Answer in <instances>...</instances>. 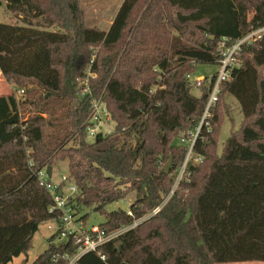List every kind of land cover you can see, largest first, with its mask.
<instances>
[{
	"label": "trees",
	"instance_id": "obj_1",
	"mask_svg": "<svg viewBox=\"0 0 264 264\" xmlns=\"http://www.w3.org/2000/svg\"><path fill=\"white\" fill-rule=\"evenodd\" d=\"M4 1L16 22H0V72L24 94L0 95V264L28 252L40 225L58 219L38 172L66 159L76 213H103L107 231L137 222L77 264L264 261V43L242 47L243 63L195 141L202 160L172 193L188 151L181 137L200 126L217 74L200 96L189 76L198 63L219 64L223 38L264 26V0H126L107 33L86 26L81 0ZM224 91L243 120L219 154ZM97 98L115 129L89 142ZM171 153L180 164L167 172ZM131 191L130 211L106 210ZM55 238L32 264H69L78 245Z\"/></svg>",
	"mask_w": 264,
	"mask_h": 264
},
{
	"label": "built area",
	"instance_id": "obj_2",
	"mask_svg": "<svg viewBox=\"0 0 264 264\" xmlns=\"http://www.w3.org/2000/svg\"><path fill=\"white\" fill-rule=\"evenodd\" d=\"M230 42L229 38H223L219 44V50L221 53V58L218 64L219 70L216 73V79L207 98L200 126L192 133V136L189 139L185 138L186 136L181 137V142L189 146L185 160L180 167L179 171L181 172L177 176L175 187H177L180 181L184 178L189 162L192 160L200 162L202 160V156L196 154L194 151V144L199 131L201 130V126L205 123L206 119L210 116L212 109L216 106L222 83L231 81L234 69L239 68L242 65V59L239 57L242 47L251 44L264 43V26L253 29L234 42ZM189 78L196 87H201L204 82V79L192 81V76H189ZM19 93L23 95L24 90H20ZM111 120V113L103 99H95L91 104V114L87 126V138L95 136L97 132L102 127H106ZM112 132L113 131L107 129V134ZM38 179L40 185L45 187L53 198L54 202L50 206L49 211L51 213H59L58 219L52 221L53 224H55V227L54 225H49V228H55L52 233V236L56 235L54 243L56 240H59L55 243L59 244L72 237L78 245L77 253L70 258L69 264H77V261L88 252H99L101 254V246L116 240L122 233L137 224L136 222L132 225L122 226L113 231H107L101 226V223L93 224L91 227H88L86 222H78L76 216L77 213L73 207L74 203L71 201V198L79 194V189L73 182H71L69 175H62V182L56 184L48 174V167H45L38 172ZM67 181H70V185L69 188H67V191H65L63 184ZM174 190L175 188L172 190V193ZM158 210L159 208L155 211ZM102 258H105V256L102 255Z\"/></svg>",
	"mask_w": 264,
	"mask_h": 264
},
{
	"label": "rangeland",
	"instance_id": "obj_3",
	"mask_svg": "<svg viewBox=\"0 0 264 264\" xmlns=\"http://www.w3.org/2000/svg\"><path fill=\"white\" fill-rule=\"evenodd\" d=\"M125 2L126 0H81L82 8L85 15L86 26L97 28L105 33L113 30L116 23V19L119 16V12ZM0 22H5V23L16 22V20L11 17L10 12L7 11L6 3L4 0H0ZM130 35L131 34H129L128 37H130ZM218 70L219 68L218 65L216 64L198 63L196 64L195 70L192 73V81H195L197 79H205L207 77H212L214 74L218 72ZM22 88L24 87H18L16 84L6 81L0 72V95H7L11 92H15L16 95L19 98H21V94L18 91L22 90ZM192 92L197 96H200L204 93V89L201 87H193ZM27 96L28 95L25 94L23 98H27ZM234 98L233 96H230L228 92L224 91L221 101L219 103L220 111L223 110V112H225L221 125L220 135H219V150H218L219 154L222 153L223 145L226 139L230 136L231 131L238 129L243 120V113L241 111V106L238 100ZM22 112L25 117H28L29 114H25L23 109ZM107 129L114 132L115 122L113 120H111L106 127H102L95 136L89 137L87 138V140L89 142H93L104 137V135L107 134ZM182 133H180L176 137L174 141L175 143H178L180 141V137L182 136ZM69 145L70 146L74 145V142L71 141ZM171 155L173 156V166L176 167L180 164L179 160L175 158L173 153H171L168 158H166L165 160L162 159L163 166H165L168 163ZM190 163L197 164L199 162H195L192 160L189 162L188 165H190ZM180 172L181 171H179V173ZM62 175H69V166L67 159L60 160L56 163V165H54L51 179L54 183L59 184L62 182ZM177 175L178 173L176 172L172 173V178L174 181ZM63 185L65 187L64 188L65 191H67V188H69L70 185V181H67ZM172 188L173 189L178 188V186L175 187V182ZM135 200H136V192L131 191L127 195V197L106 205V210L113 211L118 209H124L130 211V206ZM86 213L90 214V217L86 222V225L88 227H91L93 224H100L102 222H105L106 220V217L103 213L95 212L92 208L82 207V209L80 211H77L76 214L78 222H85L82 216H84V214ZM49 225H54L55 227V224H53L52 221L43 222L40 225L38 232H36V234L34 235L28 252L15 258L9 264H32L40 254L44 253L49 248V244H50L49 239L51 238L52 233L55 230V228H49ZM58 241L59 240H56L55 243ZM219 264H264V261H247V262H233V263H219Z\"/></svg>",
	"mask_w": 264,
	"mask_h": 264
},
{
	"label": "water",
	"instance_id": "obj_4",
	"mask_svg": "<svg viewBox=\"0 0 264 264\" xmlns=\"http://www.w3.org/2000/svg\"><path fill=\"white\" fill-rule=\"evenodd\" d=\"M172 165H173V156L171 155L168 163L164 166V170L167 172H170ZM48 174L50 177L52 176V174H53V167L52 166H48Z\"/></svg>",
	"mask_w": 264,
	"mask_h": 264
},
{
	"label": "crops",
	"instance_id": "obj_5",
	"mask_svg": "<svg viewBox=\"0 0 264 264\" xmlns=\"http://www.w3.org/2000/svg\"><path fill=\"white\" fill-rule=\"evenodd\" d=\"M231 96V95H230ZM234 98V97H233ZM235 99V98H234Z\"/></svg>",
	"mask_w": 264,
	"mask_h": 264
}]
</instances>
